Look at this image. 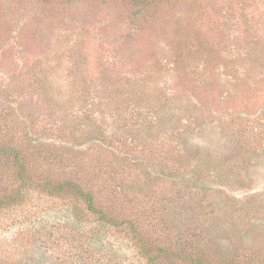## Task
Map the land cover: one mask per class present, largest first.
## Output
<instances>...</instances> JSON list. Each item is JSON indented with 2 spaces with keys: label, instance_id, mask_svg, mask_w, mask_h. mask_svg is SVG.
<instances>
[{
  "label": "rangeland",
  "instance_id": "1",
  "mask_svg": "<svg viewBox=\"0 0 264 264\" xmlns=\"http://www.w3.org/2000/svg\"><path fill=\"white\" fill-rule=\"evenodd\" d=\"M0 148V264H264V0H0Z\"/></svg>",
  "mask_w": 264,
  "mask_h": 264
},
{
  "label": "trees",
  "instance_id": "2",
  "mask_svg": "<svg viewBox=\"0 0 264 264\" xmlns=\"http://www.w3.org/2000/svg\"><path fill=\"white\" fill-rule=\"evenodd\" d=\"M134 2V4L137 5H141L142 0H132ZM143 5V4H142ZM11 152L13 153V158L15 159V161L17 162L18 165V178L21 180V183L23 185H26L27 182H30V178L28 177V175L25 173L27 171L26 167H25V163H24V158L21 156L20 151L16 148L11 149ZM5 153H8L7 150H2L0 148V156H3ZM58 191H56L55 193H57ZM19 194L20 196L23 195L21 193V189L19 190ZM84 198H86V200L88 201V205L90 208H92V197L84 194ZM140 250L142 252V254L145 256V258L148 260L149 263L151 264H156L157 263V259L159 258V255H157L156 253H152L149 250H147L146 245L144 243H140ZM193 257H191L192 259ZM199 262V261H197Z\"/></svg>",
  "mask_w": 264,
  "mask_h": 264
}]
</instances>
